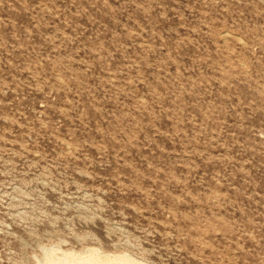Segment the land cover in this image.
Here are the masks:
<instances>
[{
  "label": "rangeland",
  "instance_id": "rangeland-1",
  "mask_svg": "<svg viewBox=\"0 0 264 264\" xmlns=\"http://www.w3.org/2000/svg\"><path fill=\"white\" fill-rule=\"evenodd\" d=\"M0 264H264V0H0Z\"/></svg>",
  "mask_w": 264,
  "mask_h": 264
}]
</instances>
